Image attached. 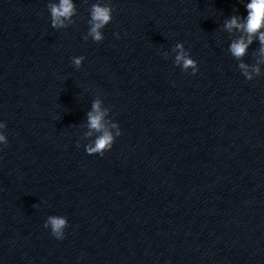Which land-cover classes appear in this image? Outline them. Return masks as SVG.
Instances as JSON below:
<instances>
[{
	"label": "water",
	"instance_id": "95a60500",
	"mask_svg": "<svg viewBox=\"0 0 264 264\" xmlns=\"http://www.w3.org/2000/svg\"><path fill=\"white\" fill-rule=\"evenodd\" d=\"M56 2L0 0V264H264V54L236 60L225 28L247 0H75L54 29ZM93 4L113 9L100 43ZM96 100L122 133L103 157Z\"/></svg>",
	"mask_w": 264,
	"mask_h": 264
},
{
	"label": "clouds",
	"instance_id": "9594fccd",
	"mask_svg": "<svg viewBox=\"0 0 264 264\" xmlns=\"http://www.w3.org/2000/svg\"><path fill=\"white\" fill-rule=\"evenodd\" d=\"M246 10V16L234 15L225 23V28L232 32L234 29L241 33L240 37L229 45L230 54L236 59L241 60L247 53L249 46L258 40L261 48V54H264V0H247L243 3ZM50 13V26L54 29L66 27V21H71L76 15L75 0H57L56 3L47 5ZM113 9L102 4H93L89 13V30L87 37H90L94 43H100L104 40L102 29L112 22ZM114 37L120 39L119 33H114ZM179 54L175 57V67L182 72L196 76L199 68L198 63L191 57V54L184 50L183 44H177ZM84 57L73 58V64L76 68H81ZM239 67L243 69V76L251 81L253 75L249 73L245 64L240 63ZM190 70V71H189ZM255 75H259V68L253 69ZM106 112L101 110L98 100L93 101L91 110L87 113L88 127L91 131L100 133L91 143L84 145V151L87 155H103L113 148L118 137L121 136V129L117 122H112L109 127L104 123ZM7 125L0 120V152L8 145V137L5 135ZM77 147H80L77 144ZM43 227L50 231V234L56 240L65 239V230L69 227L68 219L64 216L50 215L47 217Z\"/></svg>",
	"mask_w": 264,
	"mask_h": 264
}]
</instances>
